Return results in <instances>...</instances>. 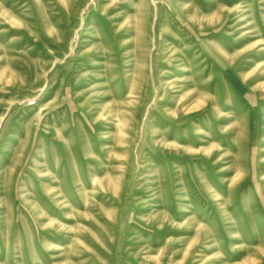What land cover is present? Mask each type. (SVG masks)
I'll return each instance as SVG.
<instances>
[{"label": "rangeland", "instance_id": "374dc122", "mask_svg": "<svg viewBox=\"0 0 264 264\" xmlns=\"http://www.w3.org/2000/svg\"><path fill=\"white\" fill-rule=\"evenodd\" d=\"M0 264H264V0H0Z\"/></svg>", "mask_w": 264, "mask_h": 264}]
</instances>
